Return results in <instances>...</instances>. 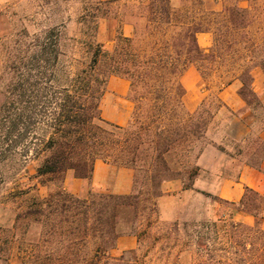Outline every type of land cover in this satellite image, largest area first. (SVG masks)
<instances>
[{
  "label": "trees",
  "instance_id": "16d2710c",
  "mask_svg": "<svg viewBox=\"0 0 264 264\" xmlns=\"http://www.w3.org/2000/svg\"><path fill=\"white\" fill-rule=\"evenodd\" d=\"M88 1L87 12L79 18L89 31L84 43L86 58L74 77L66 78L61 85L60 96L39 97L41 89H33V118L39 115L48 121L41 130L42 139L33 143V148H22L21 154L33 152V160H39L37 177L62 176L72 171L75 178L90 179L96 160L128 168L133 172L132 192L94 193L81 199L60 189L33 200L26 212L16 215V220L41 217L47 227L43 242L52 244L53 252L36 256L34 261L33 256L28 257L29 264H143L136 249L119 257L111 252L121 236L119 223L139 220L146 209L155 215L162 183L176 179L167 157L177 151L187 154L195 143L205 140L214 117L227 109L219 97L227 87L237 84V94L249 109L264 108L253 90L252 77L254 68L264 75V0H222L219 10L205 9L203 0L196 7L192 4L185 8H175L171 0ZM105 18L133 28L131 36L117 33L110 52H104L96 40L98 23ZM201 33L211 36L207 49L198 44L197 35ZM58 36L50 34L45 37L50 44H38L33 49V59L48 67L36 68L34 77L39 82L35 83H40L43 71L48 70L47 82L58 81V65L64 57ZM190 66L203 81L214 74L222 78L214 104L204 109L203 100L192 114L184 110L185 90L180 82ZM110 76L128 82L127 99L133 104V113L127 127L101 117V99ZM38 108L40 114L35 112ZM2 113L1 108L0 163L16 154L17 139L30 134L20 126L27 115L15 113V119L5 127ZM196 172L197 168L187 172L189 182L184 190L192 189ZM149 199L151 209L143 205ZM228 204L234 212L252 217L253 225L232 218L184 224L186 242L180 253L192 250L189 264H264V195L245 187L238 203ZM58 216L65 224L66 253L62 259L57 251ZM171 226L170 233L177 240L180 232L176 223ZM77 248L83 252L80 256ZM170 264L181 263L176 257Z\"/></svg>",
  "mask_w": 264,
  "mask_h": 264
},
{
  "label": "rangeland",
  "instance_id": "374dc122",
  "mask_svg": "<svg viewBox=\"0 0 264 264\" xmlns=\"http://www.w3.org/2000/svg\"><path fill=\"white\" fill-rule=\"evenodd\" d=\"M131 1L138 0H120L121 3ZM199 1L171 0V3L175 8H185L192 4L196 7ZM88 2V0H0L2 123L5 127L9 126L15 119L13 115L23 112L27 116L21 121L20 126L30 132L25 139H17L19 142L18 148L15 149L16 154L9 155L0 163V264H29L28 257L33 256L34 261L36 256L53 252V245L43 242L47 239L45 235L47 227L41 222L42 218L38 216L33 219L16 220V215L26 212L33 200H40L63 189L65 175L73 172L67 171L62 176L37 177L36 168L39 160H33V152L27 156H22L21 152L26 146L33 148V143L42 139L44 133L41 130H45L44 124L48 121L39 115L33 118V89H41L39 97L60 96L61 85L66 78L74 77L81 67L80 63L86 58L84 43L88 40L89 31L86 25L79 23V18L87 12ZM202 5L207 10H219L222 0H203ZM112 8L114 10L115 5ZM107 21L113 20L105 18L99 21L96 36L104 52L112 50L116 37V35L110 37L109 32L103 27ZM50 34L59 35V48L64 53L58 65L59 73L56 75L58 81L48 83L50 71L40 69L41 72H45L43 80L35 83L38 81L34 77L37 74L36 68L47 65L33 59V49L38 44H50L49 39H45ZM37 37H40L39 41ZM218 75L214 74L203 81L195 67L190 66L184 71L180 82L185 90V112L192 114L201 106L203 100L204 109L214 104L217 86L222 79ZM114 90L128 92V83L119 77L110 76L107 78L103 95ZM258 97L264 107V92ZM125 108L123 106L121 109L126 111ZM39 110L38 108L35 112L40 114ZM249 110L253 122L249 125V132L241 140L237 139L239 131L231 132L227 128L233 115L238 116V113L227 107L221 109L214 117L203 142L195 143L187 154L171 152L167 157V164L176 179L162 183L158 191L160 196L155 200V215L146 209L145 215L139 220L131 219L127 223H119L118 232L121 236L133 235L137 238L136 256L141 263L170 264L178 257L179 263L189 264L193 258L192 250L180 253L182 243L186 242L182 231L184 224L217 222L220 219L232 218L234 222L253 225L252 217L234 212L233 207L228 204L238 203L239 200L226 198L227 190L239 182L241 172L246 166L259 169L261 165L264 147L258 140V133L264 124V108ZM132 113L133 104L127 122L118 126L127 127ZM101 117L103 118V114ZM113 168L120 167L114 164ZM191 168H197V174L192 179L196 187L192 186V191L184 193L183 188L189 182L187 172ZM174 182L179 184V188L163 189L164 184ZM88 189L86 197L81 199L88 198L94 193H106L90 187ZM149 202L150 199L143 205L151 209ZM57 221L59 222L57 251L62 259L66 253L63 239L65 224L60 216L57 217ZM147 222H150V226ZM173 223H176L175 227L180 232L177 240L176 236L170 233ZM82 253V250L77 248L76 254L80 256Z\"/></svg>",
  "mask_w": 264,
  "mask_h": 264
},
{
  "label": "crops",
  "instance_id": "0c3cea01",
  "mask_svg": "<svg viewBox=\"0 0 264 264\" xmlns=\"http://www.w3.org/2000/svg\"><path fill=\"white\" fill-rule=\"evenodd\" d=\"M102 27V26H101ZM105 30L109 32L110 37H114L118 32L124 36H131L133 28L129 25H117L115 21H107L103 24ZM197 41L202 49H207L211 45V38L209 34L201 33L197 35ZM253 77V90L257 96L264 92V75L259 68L252 70ZM128 83L126 80L122 79ZM233 84L224 89L219 97L221 101L229 107L233 112L238 113V116L233 115L227 125L229 131H239L237 139H242L249 132V125L253 122L251 112L245 102L237 94L238 86ZM233 89V90H231ZM127 92L122 91L110 92L103 95L101 100V114L105 121L115 123V125H123L127 122L131 110V102L126 98ZM126 107V111L122 107ZM236 138V137H235ZM259 141L264 145V129L258 133ZM133 185V172L128 168H113V166L101 161L96 160L93 165V171L90 179H78L73 174L67 173L65 175L63 189L68 193L78 197L84 198L87 195L88 188L95 191L106 192L113 195H128L132 190ZM196 184L193 185V187ZM173 190L179 188V184L174 182L172 184H164L163 189ZM240 187L241 189H239ZM248 187L264 194V152L259 169L245 167L239 177V182L233 184L227 190L226 198L236 201L242 196L244 188ZM192 191L184 190V193ZM137 246V238L133 235H122L117 238L115 247L111 252L112 256H119L125 251L133 250Z\"/></svg>",
  "mask_w": 264,
  "mask_h": 264
}]
</instances>
